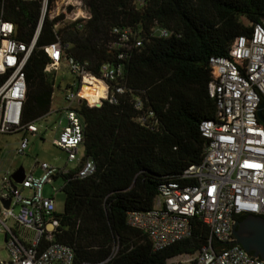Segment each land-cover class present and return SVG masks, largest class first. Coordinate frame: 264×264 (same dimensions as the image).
I'll use <instances>...</instances> for the list:
<instances>
[{"label":"trees","instance_id":"16d2710c","mask_svg":"<svg viewBox=\"0 0 264 264\" xmlns=\"http://www.w3.org/2000/svg\"><path fill=\"white\" fill-rule=\"evenodd\" d=\"M83 1L89 17L82 29L71 24L57 30L64 53L97 78L104 64L121 66L125 93L117 105L90 108L84 100L75 105L83 126V159H91L96 172L77 178L79 163L53 178L62 180L64 194L63 211L55 216L56 242L73 250V264H168L195 255L209 241L208 230L197 220L191 222L189 238L154 251L147 235L128 226L127 218L150 210L162 185L183 184L184 172L202 162L207 141L200 125L212 121L216 109L208 90L210 60L228 57L235 39L264 23V0ZM40 16L41 0H0V17L14 24L16 39L25 44ZM57 22L45 17L25 66V124L50 112L55 77L45 73L44 48L56 43ZM124 31L127 43L121 41Z\"/></svg>","mask_w":264,"mask_h":264},{"label":"built area","instance_id":"2783aa9c","mask_svg":"<svg viewBox=\"0 0 264 264\" xmlns=\"http://www.w3.org/2000/svg\"><path fill=\"white\" fill-rule=\"evenodd\" d=\"M136 1L142 4L144 0ZM48 7L49 0H41V16L29 44L16 39L14 24L0 17V136L23 133L15 151L18 155L28 148L26 136L34 137L38 133L37 120L25 124L22 114L27 91L25 66L45 17L49 21L58 20L53 27L55 36L61 26L73 24L76 30H81L89 17L83 0H54L51 8ZM127 35V31L122 32L123 43L128 42ZM44 52L49 59L45 73L63 70L74 77L71 89L64 94L67 124L53 145L67 155L68 163L81 164L77 178H90L96 172V165L79 153L83 126L75 105L78 100L87 103L80 95L85 79L101 82L105 94L98 105L91 107L87 103L88 107L100 108L103 102L117 105L118 96L125 93L123 69L104 64L99 69V77H95L86 70L85 64L65 55L58 36L56 43L45 47ZM210 68L212 80L208 90L215 99L216 109L214 119L200 125V133L207 141L202 162L184 172L183 184L162 185L152 208L130 213L127 224L144 232L154 251L189 238L192 221L204 225L209 232L208 247L195 255L176 257L168 264H264L234 244L232 234L233 225L241 215L264 219V127L257 118L264 98V23L255 26L248 37L235 39L228 57L211 58ZM141 107L138 100L135 108ZM148 115L153 117L151 113ZM38 166L44 173L42 178L25 176L21 184H15V190L11 181L13 173L0 170L3 172L0 229L6 252V259H0V264H73V250L56 242L59 221L55 217L54 201L41 195L44 185L69 171L45 164ZM23 190L30 191L31 196L23 197ZM7 201L9 207L5 208ZM212 243L216 244L215 250Z\"/></svg>","mask_w":264,"mask_h":264},{"label":"rangeland","instance_id":"374dc122","mask_svg":"<svg viewBox=\"0 0 264 264\" xmlns=\"http://www.w3.org/2000/svg\"><path fill=\"white\" fill-rule=\"evenodd\" d=\"M55 87L51 103L50 112L43 118L35 122L38 133L32 137L27 135L28 148L24 154L18 155L15 151L21 139L24 137L23 133H16L13 135L0 136V170L16 172L19 168L24 170L25 176H31L34 179H41L44 173L38 165L45 164L56 169H65L70 171L75 168L76 163H68L67 155L56 148L53 142L58 139L60 133L67 124V119L64 113L66 104L64 101L65 89L74 83V77L60 70L54 74ZM80 155L83 150L80 149ZM0 172V181L2 179ZM63 182L61 179L54 180L51 184H46L42 187L41 195L44 198H52L57 214L62 213L64 194L61 192ZM18 189L21 191L20 186ZM54 189L56 192H54ZM23 197L31 196L28 190L22 191ZM16 212V210H14ZM0 259H6L5 252V238L0 229ZM170 262V261H169Z\"/></svg>","mask_w":264,"mask_h":264},{"label":"water","instance_id":"95a60500","mask_svg":"<svg viewBox=\"0 0 264 264\" xmlns=\"http://www.w3.org/2000/svg\"><path fill=\"white\" fill-rule=\"evenodd\" d=\"M264 100H262L257 118L264 127ZM25 173L19 168L11 176L13 190L16 189L15 184L19 185L23 182ZM9 207V201L5 202V208ZM232 234L234 244L239 245L246 253L253 254L254 258L264 261V219L254 215H248L243 221H236L233 225Z\"/></svg>","mask_w":264,"mask_h":264},{"label":"bare ground","instance_id":"6f19581e","mask_svg":"<svg viewBox=\"0 0 264 264\" xmlns=\"http://www.w3.org/2000/svg\"><path fill=\"white\" fill-rule=\"evenodd\" d=\"M103 91H104V86L102 85L101 82L96 80L85 79L84 84L82 85L80 91V95L86 100L94 103L95 105H98L99 100L105 96Z\"/></svg>","mask_w":264,"mask_h":264},{"label":"crops","instance_id":"0c3cea01","mask_svg":"<svg viewBox=\"0 0 264 264\" xmlns=\"http://www.w3.org/2000/svg\"><path fill=\"white\" fill-rule=\"evenodd\" d=\"M73 170V169H72Z\"/></svg>","mask_w":264,"mask_h":264}]
</instances>
